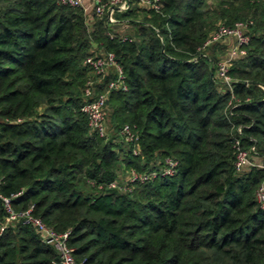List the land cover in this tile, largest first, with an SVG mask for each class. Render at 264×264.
<instances>
[{
    "label": "trees",
    "instance_id": "16d2710c",
    "mask_svg": "<svg viewBox=\"0 0 264 264\" xmlns=\"http://www.w3.org/2000/svg\"><path fill=\"white\" fill-rule=\"evenodd\" d=\"M163 4L162 13L143 10L150 23L122 38L95 15L89 29L81 8L56 0H0V192L66 231L81 264H262L264 0ZM218 22H250L246 53L228 68L232 91L217 75L218 57L200 48ZM92 41L122 65L127 89L109 91L106 113L114 136L123 123L137 126L139 153L126 146L120 156L80 109ZM236 138L262 165L236 170ZM167 156L177 160L173 174L130 190L107 186L119 181V160L126 170H158ZM5 214L0 200V226ZM0 264L61 263L18 220L0 230Z\"/></svg>",
    "mask_w": 264,
    "mask_h": 264
},
{
    "label": "built area",
    "instance_id": "2783aa9c",
    "mask_svg": "<svg viewBox=\"0 0 264 264\" xmlns=\"http://www.w3.org/2000/svg\"><path fill=\"white\" fill-rule=\"evenodd\" d=\"M59 4L81 8L86 20L91 15H95L100 19H104L109 30L107 34L110 37L114 36V26L118 24L115 19L116 14L124 13L137 5L146 12L162 13L164 8L163 0H90L85 3L84 0H56ZM250 22H236L232 26L219 24L214 31L204 40L201 47L205 49L207 46L216 41H222L226 37L234 39L233 47L227 52L224 60L217 63V75L221 81L227 85L232 91V77L228 74V68L231 65L232 58L241 56L246 53V45L249 42V34L247 28ZM155 32L158 29L153 27ZM127 38V37H122ZM83 63L89 68L91 76H88L83 85L84 101L80 109L84 113L90 131L97 133L99 136L108 138V126L106 121L107 97L110 90L127 89L125 81V74L122 65L116 59L115 53L112 50H103L97 54H88L84 57ZM110 68L114 76L107 82L103 91L94 94L95 81L93 75L102 77L110 73ZM231 98H235L231 94ZM231 103V100L229 101ZM119 139L128 147L133 153L140 152L139 144V130L135 124L123 123L118 128ZM234 147L236 149L235 168L241 171L246 166L252 164L262 165L257 163L251 156V151L254 146L251 145L248 149L240 146L239 139H235ZM177 160L172 156H167L164 162L160 165L158 170H137L131 168L123 182L113 180L107 184L110 188L121 190H130L136 182H146L157 175H171L176 171ZM15 194L5 195L0 192V200L6 212V220L9 222H22L31 225L38 233L39 237L47 244L53 246L58 253L59 262L61 264H81L73 254V249L67 244V232L57 231L48 224H46L39 216L32 213L31 205L26 209L17 210L13 207L12 197ZM255 197L261 208L264 209V178L260 181L255 189ZM2 226V225H1ZM0 226V230H2ZM264 264V261L262 262Z\"/></svg>",
    "mask_w": 264,
    "mask_h": 264
},
{
    "label": "rangeland",
    "instance_id": "374dc122",
    "mask_svg": "<svg viewBox=\"0 0 264 264\" xmlns=\"http://www.w3.org/2000/svg\"><path fill=\"white\" fill-rule=\"evenodd\" d=\"M135 13L134 14H132V15H130L129 17H127V18H121V19H118L117 18V16H116V20L118 21V22H120V23H124V27L123 26H121V27H123V30L122 29H120L119 31L118 30H115L114 32H118L119 33V36L120 37H134V34H135V28L136 27H138V25H140L141 23H150V21H149V19H150V15H148L146 12H144L142 9L140 10V9H138V8H136L135 10ZM130 20H133V22L131 23V22H128V21H130ZM219 23H221V22H218V24ZM222 24V23H221ZM114 29H117V27H114ZM115 34V33H114ZM226 40H228V39H226ZM226 40H222V41H220L219 43H217V45H216V47L214 48V49H212V47H207V48H205V49H203L204 50V54L205 55H212V54H215L217 57H218V60H217V62L215 63V67H217V63L219 62V61H221V60H224L225 58H226V56H227V52L229 51L228 50V48L226 47V46H228V44L230 43H232V39L230 38L229 40H230V42L229 43H227V41ZM223 45H225V46H223ZM233 45H234V42H233ZM233 47V46H232ZM231 47V48H232ZM91 74V73H90ZM93 79L95 80V81H97V80H100L101 78L100 77H98V76H95V75H93ZM221 80V79H220ZM109 111V110H108ZM108 111H107V116L109 117V119H110V115H109V113H108ZM108 119V123H107V125H108V139L110 138V139H113V142L114 143H118V145H117V147L115 146V148L114 149H118V152H119V155L120 156H122L123 155V150H124V148L126 147V145L123 143V142H121V140L117 137V136H114L115 135V133H114V130H115V127L113 126V123H112V121H111V119L109 120ZM113 136V137H112ZM124 144V145H123ZM121 149H120V148ZM254 156V155H253ZM255 158V159H254ZM253 159L255 160V162H257V163H262V161H261V157L260 156H257V155H255L254 157H253ZM142 161H144V157H142ZM118 180L120 181V182H123L124 180H125V178H126V176H127V174L129 173V170H126V169H124V167H123V163L119 160L118 161ZM139 170H145V169H139ZM10 223H14V222H9V221H7L6 220V214L4 215V222L1 224L2 226V228L1 229H3L7 224H10Z\"/></svg>",
    "mask_w": 264,
    "mask_h": 264
},
{
    "label": "crops",
    "instance_id": "0c3cea01",
    "mask_svg": "<svg viewBox=\"0 0 264 264\" xmlns=\"http://www.w3.org/2000/svg\"><path fill=\"white\" fill-rule=\"evenodd\" d=\"M89 1H90V0H84L85 3H88ZM87 20H88V21H87V27L90 29V28H92V24H93V22H94L93 15H91L90 17H88ZM121 26L124 27V23H120V22H118V24L114 26V27H117V29H114V30H118V31H119L120 29L123 30V27H121ZM123 31H124V30H123ZM230 38L232 39V43H231V44L229 43V42H230V40H229ZM226 39H228V40H226ZM224 40H226L227 43H229L228 46H226V47L228 48V50H230L231 47L233 46L234 39H233L232 37H226ZM224 40H223V41H224ZM92 42H93V41H92ZM90 51H91L92 54H97V53H99L100 51H102V49L98 47V45L96 44V42H93L92 45H91V49H90ZM109 70H110V72H111V71H112V68H110Z\"/></svg>",
    "mask_w": 264,
    "mask_h": 264
}]
</instances>
